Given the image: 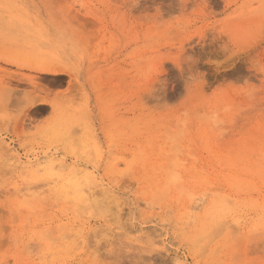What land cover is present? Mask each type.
Wrapping results in <instances>:
<instances>
[{
  "label": "rangeland",
  "instance_id": "rangeland-1",
  "mask_svg": "<svg viewBox=\"0 0 264 264\" xmlns=\"http://www.w3.org/2000/svg\"><path fill=\"white\" fill-rule=\"evenodd\" d=\"M0 264H264V0H0Z\"/></svg>",
  "mask_w": 264,
  "mask_h": 264
},
{
  "label": "bare ground",
  "instance_id": "bare-ground-1",
  "mask_svg": "<svg viewBox=\"0 0 264 264\" xmlns=\"http://www.w3.org/2000/svg\"><path fill=\"white\" fill-rule=\"evenodd\" d=\"M37 71L38 72H41V73H44V74H48V75H59V74H61V70H59V69H56V68H47V67H45V68H37ZM37 85V84H36ZM42 102V101H41ZM44 103V102H43ZM39 104V103H38ZM56 180V179H55ZM66 183V182H65ZM68 183H70V181L68 182ZM173 183V182H172ZM175 183V182H174ZM75 184V183H74ZM165 184V183H164ZM176 184V183H175ZM65 185V184H64ZM76 186V185H75ZM163 186V185H162ZM181 187L180 185H177L176 184V186L175 187ZM79 187V186H78ZM174 187V188H175ZM173 188V187H172ZM67 189V188H66ZM168 189H169V187H168ZM168 189H167V191L166 192H168ZM80 190V189H79ZM164 190H166V189H164ZM175 191H176V189H174ZM178 190V193H179V190L181 191V189H177ZM182 190L184 191V192H186L185 191V189H183L182 188ZM67 191V190H66ZM182 192V191H181ZM70 193V192H69ZM183 193V192H182ZM181 194V193H180ZM184 194V196H185V193H183ZM186 194H188L187 192H186ZM192 194V193H191ZM182 196V195H181ZM189 196V199H190V194L189 195H187V197ZM192 196V195H191ZM177 197H180V195L178 194L177 195ZM176 196H174V198H177ZM187 197H185V198H187ZM75 198V197H74ZM74 200V199H73ZM87 200V199H86ZM177 200H179V199H177ZM181 200L182 201H185V199L183 200V198L181 197ZM191 200H193V199H191ZM202 200V199H201ZM84 201V200H83ZM87 203V202H86ZM185 203V202H184ZM85 205V204H84ZM183 205V204H182ZM82 206V205H81ZM182 207V206H181ZM183 207H185V206H183ZM197 207V206H196ZM183 209V208H182ZM188 211V210H187ZM189 212V211H188ZM209 213V212H208ZM222 213V212H221ZM185 214V213H184ZM223 214V213H222ZM211 215V214H210ZM189 216V215H188ZM220 216L221 215H219V218H220ZM183 217V216H182ZM222 219V218H221ZM218 220V219H217ZM220 220V219H219ZM218 220V221H219ZM218 221H216V222H214V223H217ZM186 223V222H185ZM206 223V222H205ZM204 223V224H205ZM211 223H213V222H211ZM201 226H203L204 227V225L202 224ZM206 226H208V225H206ZM210 226V225H209ZM198 231V230H197ZM196 231V232H197ZM198 234V233H197Z\"/></svg>",
  "mask_w": 264,
  "mask_h": 264
}]
</instances>
